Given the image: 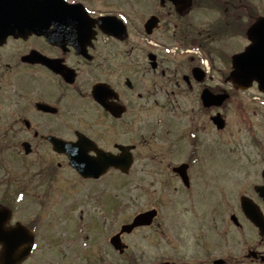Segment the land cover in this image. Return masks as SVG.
<instances>
[{
	"label": "flooded vegetation",
	"instance_id": "obj_1",
	"mask_svg": "<svg viewBox=\"0 0 264 264\" xmlns=\"http://www.w3.org/2000/svg\"><path fill=\"white\" fill-rule=\"evenodd\" d=\"M40 1L0 0V264H119V230L104 227L119 225L125 204L140 208L121 227L158 210L172 264H264V90L229 80L259 7ZM8 17L33 26L4 37ZM204 95L227 98L217 107ZM216 145L249 164L253 180L234 194L205 191ZM121 155L128 171L106 163ZM154 225L122 239L145 240ZM128 245L129 264H151Z\"/></svg>",
	"mask_w": 264,
	"mask_h": 264
},
{
	"label": "rangeland",
	"instance_id": "obj_2",
	"mask_svg": "<svg viewBox=\"0 0 264 264\" xmlns=\"http://www.w3.org/2000/svg\"><path fill=\"white\" fill-rule=\"evenodd\" d=\"M248 1L250 2V0ZM252 3L254 5L256 4L259 7V9L264 13V0H252ZM216 46H218V44ZM184 122L186 121L184 120ZM215 154H216L215 162L212 164H208V165L209 167H211V170L216 171V178L214 177V180L212 179L210 187L207 190H205L206 192L217 193L222 188V189H225L226 192L228 191V194H230V192L231 194H234L235 192L239 190L236 188H237V185L242 184L241 181H244L246 179H247L246 182L253 180L251 178H248L250 177V174L245 171V168L249 164L231 162V160L227 157L228 154L225 153V151L220 150V148L218 149L217 147L215 148ZM213 167L214 169H212ZM120 197L121 199L124 200V202L129 204V201L127 199L129 197L128 191H122ZM138 208H140V205H136L134 206V208L133 207L131 208L125 205V209H121V212H120L119 225H117L115 222V224H112L111 226H105L104 227L105 234H107L106 232H109V234L110 233L113 234L114 232L120 230L121 225L126 222L127 217L133 214L134 212L138 211ZM160 221H162V218L159 220L157 219L154 227L151 230L147 232L146 231L139 232L140 236L145 235L148 237L147 239L143 240L141 238L139 239L137 238L138 241L135 243H131L132 242L131 240L133 238L126 237L124 239L126 243L131 244V245L136 244L137 245L135 246L136 248H141L139 250L137 249V251H139V254L146 255V257L149 258L147 261L157 262V261H164L165 259H167V258H163V252L167 251L166 249L169 247V240L164 238L163 236V226L161 227L157 224ZM211 239H214V238H211ZM207 240L209 239L204 238L202 242H206ZM213 242L214 241H212L209 244V246L213 247ZM215 245H218L217 241H215ZM80 248L73 247L72 250L73 251L77 250L82 256L83 251L80 250ZM220 251L221 249L216 248V256H219ZM173 253L175 252L173 251ZM199 254L203 255V249L201 248V242H200ZM68 260H69L68 264H82V259L79 256H70ZM175 260L176 259L171 258V261H175ZM128 263H129L128 256H120L119 264H128Z\"/></svg>",
	"mask_w": 264,
	"mask_h": 264
},
{
	"label": "water",
	"instance_id": "obj_3",
	"mask_svg": "<svg viewBox=\"0 0 264 264\" xmlns=\"http://www.w3.org/2000/svg\"><path fill=\"white\" fill-rule=\"evenodd\" d=\"M43 1H40V10H42L41 4ZM26 7V6H25ZM28 13L27 15H31L33 18V7H30L29 9L26 7L25 9ZM32 18H27L31 19ZM46 16H40L41 20H46ZM25 19H21L19 17H12L7 19V22L5 26L7 27V31L4 32L5 35H8L12 33L13 31L17 29H23V28H31L33 24L31 23H23ZM252 32L257 36L258 38L254 39V45L250 47L244 54L236 58L235 61V71L232 73V80L239 84L248 86L250 85L254 80H257L261 87L264 89V18L261 19L252 29ZM127 162H122L117 164L119 167L124 166ZM122 164V165H121ZM79 170H81L80 166L77 167ZM153 217V214H152ZM143 217H140V219ZM150 219V217H149ZM134 225H137L135 223ZM134 226H129V230L133 228Z\"/></svg>",
	"mask_w": 264,
	"mask_h": 264
}]
</instances>
